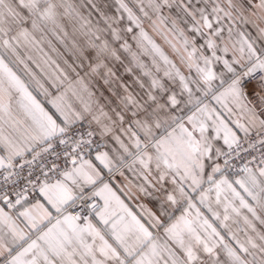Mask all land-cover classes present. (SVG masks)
Here are the masks:
<instances>
[{
    "label": "snow or ice",
    "instance_id": "6c2138e0",
    "mask_svg": "<svg viewBox=\"0 0 264 264\" xmlns=\"http://www.w3.org/2000/svg\"><path fill=\"white\" fill-rule=\"evenodd\" d=\"M0 264H264V0H0Z\"/></svg>",
    "mask_w": 264,
    "mask_h": 264
}]
</instances>
